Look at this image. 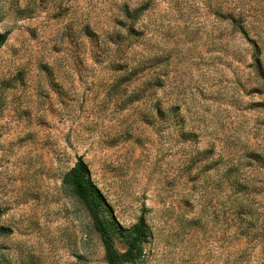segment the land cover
I'll return each instance as SVG.
<instances>
[{
	"label": "rangeland",
	"instance_id": "obj_1",
	"mask_svg": "<svg viewBox=\"0 0 264 264\" xmlns=\"http://www.w3.org/2000/svg\"><path fill=\"white\" fill-rule=\"evenodd\" d=\"M0 34V264H106L78 158L135 264H264V0H0Z\"/></svg>",
	"mask_w": 264,
	"mask_h": 264
},
{
	"label": "trees",
	"instance_id": "obj_2",
	"mask_svg": "<svg viewBox=\"0 0 264 264\" xmlns=\"http://www.w3.org/2000/svg\"><path fill=\"white\" fill-rule=\"evenodd\" d=\"M7 39L0 34V47ZM74 195L84 206L92 223L93 230L98 234L106 264H135L143 255V246L151 238V232L143 218H139L130 229L121 228L112 218L105 216L104 199L92 183L87 165L78 158L66 177ZM120 238L126 248L117 252L113 238Z\"/></svg>",
	"mask_w": 264,
	"mask_h": 264
}]
</instances>
